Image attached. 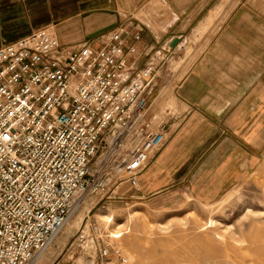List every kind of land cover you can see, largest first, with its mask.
<instances>
[{
  "label": "built area",
  "instance_id": "2783aa9c",
  "mask_svg": "<svg viewBox=\"0 0 264 264\" xmlns=\"http://www.w3.org/2000/svg\"><path fill=\"white\" fill-rule=\"evenodd\" d=\"M139 39L116 29L95 48L40 28L0 47V264H41L88 195L109 198L120 181L139 189L170 138L146 117L163 55L134 69L126 55ZM85 238L81 229L71 246ZM94 252L90 264L128 263L102 240Z\"/></svg>",
  "mask_w": 264,
  "mask_h": 264
},
{
  "label": "crops",
  "instance_id": "0c3cea01",
  "mask_svg": "<svg viewBox=\"0 0 264 264\" xmlns=\"http://www.w3.org/2000/svg\"><path fill=\"white\" fill-rule=\"evenodd\" d=\"M236 2L0 0V47L40 28L49 29L62 44L88 43L95 48L106 42L113 30H133L139 32L140 39L134 41L135 52L126 57L139 69L156 55H174L177 45H170L174 39L179 42L190 36L193 41L202 40L200 51ZM263 8L264 1L254 0L239 6L232 22L201 60L187 67L182 81L184 96L163 122L169 125L170 138L138 176L136 198L152 207L170 202V207L180 208L186 196L210 204L256 166L264 148L263 59L258 60V69L249 66L254 68L253 58L262 57L255 53V47L257 43L264 48V22L252 12ZM159 64L157 60L153 86L162 67ZM221 81L234 83L238 91L216 95L215 83ZM204 84L208 86L206 94ZM170 99L166 86L149 103L146 117L154 129L160 125H153L154 114L170 109Z\"/></svg>",
  "mask_w": 264,
  "mask_h": 264
},
{
  "label": "rangeland",
  "instance_id": "374dc122",
  "mask_svg": "<svg viewBox=\"0 0 264 264\" xmlns=\"http://www.w3.org/2000/svg\"><path fill=\"white\" fill-rule=\"evenodd\" d=\"M246 1L237 0L238 5L224 13V22L200 51L203 41L185 36L176 44L174 55L160 59L162 67L148 102L152 104L161 87L167 86L170 109L154 114L153 125H161L174 113L175 102L184 96L182 81L187 67L201 60ZM252 14L264 22V8L253 10ZM255 53L263 58H253L255 65L250 69L259 68L258 60L263 59L264 64V48L257 43ZM206 87L204 84V94ZM235 90L234 83L221 81L215 83L213 91L216 95H230ZM162 101L167 98L162 97ZM120 182L112 188L109 198L86 197L42 254L41 264H90L97 255L94 244L101 240L126 257L127 264H264V148L248 175L210 204L186 196L180 208L170 207V202L152 207L148 201L136 198L135 189L125 181ZM103 215L111 216L112 221L106 222ZM94 225L99 229L92 230ZM81 229L86 237L83 247L71 246ZM111 232L116 235L111 236Z\"/></svg>",
  "mask_w": 264,
  "mask_h": 264
},
{
  "label": "bare ground",
  "instance_id": "6f19581e",
  "mask_svg": "<svg viewBox=\"0 0 264 264\" xmlns=\"http://www.w3.org/2000/svg\"><path fill=\"white\" fill-rule=\"evenodd\" d=\"M120 183H122V181H121ZM103 218H104V220H105L106 222H110V221H112V219H113V218H112L111 216H109V215H105V216L103 215ZM210 221H211V220H210ZM212 221H214V220H212ZM210 223H211V222H210ZM213 223H215V222H213ZM213 223H212V227H213ZM208 225H209V222H208ZM214 225H215V224H214ZM210 226H211V225H210ZM205 227H206V226H205ZM163 228H164V227H163ZM163 228H162V229H163ZM162 229H161V230H162ZM164 229H165V228H164ZM167 229H168V228H166L165 230L167 231ZM165 230H164V231H165ZM166 231H165V232H166ZM162 232H163V231H162ZM111 233H112V232H111ZM118 233H119V232H118ZM216 234L218 235V233H216ZM110 235H111V234H110ZM113 235H116V233H112L111 236H113ZM219 237H220V236H219Z\"/></svg>",
  "mask_w": 264,
  "mask_h": 264
},
{
  "label": "water",
  "instance_id": "95a60500",
  "mask_svg": "<svg viewBox=\"0 0 264 264\" xmlns=\"http://www.w3.org/2000/svg\"><path fill=\"white\" fill-rule=\"evenodd\" d=\"M178 40L177 39H174L172 42H171V46H174L175 44H177Z\"/></svg>",
  "mask_w": 264,
  "mask_h": 264
}]
</instances>
